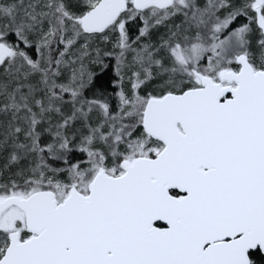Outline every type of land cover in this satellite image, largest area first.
I'll return each mask as SVG.
<instances>
[{
	"label": "snow or ice",
	"instance_id": "obj_1",
	"mask_svg": "<svg viewBox=\"0 0 264 264\" xmlns=\"http://www.w3.org/2000/svg\"><path fill=\"white\" fill-rule=\"evenodd\" d=\"M0 264H264V0H0Z\"/></svg>",
	"mask_w": 264,
	"mask_h": 264
}]
</instances>
